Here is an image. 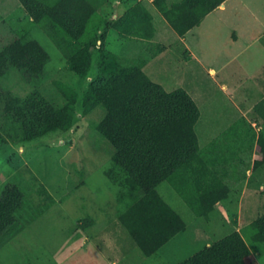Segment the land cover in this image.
Here are the masks:
<instances>
[{"label":"rangeland","instance_id":"rangeland-1","mask_svg":"<svg viewBox=\"0 0 264 264\" xmlns=\"http://www.w3.org/2000/svg\"><path fill=\"white\" fill-rule=\"evenodd\" d=\"M141 1L103 0L97 13L112 20ZM146 7L153 39L127 40L104 29L102 46L122 57L146 58L145 72L153 81L168 91H188L200 110L195 132L201 157L208 163L230 160L226 197L207 217H199L171 184L162 182L159 195L186 226L145 256L119 222L127 206L119 201L122 188L105 175L116 151L96 130L104 108L84 112L87 80L71 70L17 0H0V54L24 38L36 41L47 55L38 65L40 77L29 80L11 61L0 63V200L15 194L17 229L22 230L21 248H1L0 264H178L233 232L251 249L246 264H264V245L251 237L253 223L264 215V163L257 144L264 135V0H229L193 28L187 43L199 64L184 63L177 34L153 5ZM67 107L73 114L68 131L24 141L27 113L53 117Z\"/></svg>","mask_w":264,"mask_h":264},{"label":"trees","instance_id":"trees-1","mask_svg":"<svg viewBox=\"0 0 264 264\" xmlns=\"http://www.w3.org/2000/svg\"><path fill=\"white\" fill-rule=\"evenodd\" d=\"M17 1L31 16V22L53 39L71 70L87 80L84 112L96 106L104 108L105 116L96 130L116 151L105 175L122 188L119 201L127 206L119 214V222L145 256L155 254L186 226L157 187L168 182L196 216L207 217L227 195L230 160L208 163L201 157L195 132L200 111L188 92L182 88L166 91L144 73V59L122 57L102 46L104 29L117 32L123 39H151L155 32L152 15L142 2L108 20L97 13L103 0ZM224 1L152 3L172 29L183 36ZM46 58L36 41L20 38L0 54V63L11 61L29 80L40 77L38 65ZM92 71L95 73L91 75ZM68 109L53 117L27 113L29 122L22 126L24 141H37L48 132L68 131L73 119L72 109ZM257 144L263 155L260 162L264 163L263 134ZM3 146L0 143V149ZM5 194L7 197L0 200V245L5 242L4 236L17 227V199L15 194ZM253 226L252 241L264 245V215ZM250 253L242 235L233 232L178 264H246Z\"/></svg>","mask_w":264,"mask_h":264},{"label":"crops","instance_id":"crops-1","mask_svg":"<svg viewBox=\"0 0 264 264\" xmlns=\"http://www.w3.org/2000/svg\"><path fill=\"white\" fill-rule=\"evenodd\" d=\"M143 1V0H142ZM141 1V2H142ZM149 3H147V5L148 4H151V5H153V0H149L148 1ZM229 2V0H225L222 4H220V6H218L216 9H214L212 12H210L209 14H211V13H213L214 11H216V10H221V9H224L225 8V6H226V4ZM144 5H145V0L142 2ZM147 5H145V6H147ZM154 6V5H153ZM155 7V6H154ZM147 8V7H146ZM156 8V7H155ZM157 10V9H156ZM149 11V10H148ZM158 11V10H157ZM150 12V11H149ZM159 12V11H158ZM160 13V12H159ZM150 14H151V12H150ZM208 14V15H209ZM152 15V14H151ZM208 15H206L205 17H207ZM204 17V18H205ZM164 18V17H163ZM152 23H153V17H152ZM168 23V22H167ZM169 24V23H168ZM153 26H154V24H153ZM199 26V25H198ZM198 26H196V27H198ZM171 27V26H170ZM172 28V27H171ZM195 28V27H194ZM154 29H155V27H154ZM173 30V29H172ZM192 30H193V28L192 29H190L186 34H184L183 36H179L174 30V32L177 34V39L179 40V42H181L182 43V45L184 46V48H185V51H184V53H183V61H184V63H187V62H191V61H195V62H197L198 64H199V62L201 61L200 60V58L197 56V54L193 51V49L191 48V46L187 43V38H188V36H189V34L192 32ZM156 32V31H155ZM155 32H154V34H155ZM153 37H154V35H153ZM153 37L151 38V39H153ZM233 38L235 39L236 37H235V35H233ZM151 39H139V38H128L127 40H151ZM138 44H140V42L138 43ZM139 46V45H138ZM143 46V45H142ZM163 48H167L166 46H162ZM133 58H135V57H133ZM138 58H141V57H138ZM141 59H144L146 62H145V64H144V67H143V71H144V73L148 76V74L145 72V69H146V67L148 66V61H147V59L146 58H141ZM214 69L212 68V69H210V73L212 74V73H214ZM149 77V76H148ZM150 78V77H149ZM151 79V78H150ZM152 80V79H151ZM153 81V80H152ZM154 82H156V81H154ZM156 83H158V82H156ZM158 84H160L162 87H163V85L161 84V83H158ZM164 88V87H163ZM165 89V88H164ZM178 89V88H177ZM183 89V88H182ZM166 90V89H165ZM173 90H175V89H173ZM185 90V89H184ZM166 91H168V90H166ZM172 91V90H171ZM186 91V90H185ZM186 92H188V91H186ZM189 94V93H188ZM190 95V94H189ZM191 96V95H190ZM192 97V96H191ZM194 100V99H193ZM198 106V105H197ZM199 108V107H198ZM200 111V110H199ZM199 144H200V142H199ZM200 147V146H199ZM218 202H217V206H218ZM16 214V213H15ZM16 217L14 218V222H15V224H16V222H17V214L15 215ZM15 224H14V227H16L15 226ZM10 233H7V235H5L4 236V240H5V242H3L1 245H0V249L1 248H4V246H8V245H10V244H13V245H15L17 248H21V245L20 244H18L17 243V240L19 239V238H21V236H22V230L20 231V229L18 230L17 229V227L16 228H14L12 231H9ZM16 251H18L19 253L21 252V249H16ZM29 252H32L31 250H29L27 253H29ZM26 253V254H27Z\"/></svg>","mask_w":264,"mask_h":264}]
</instances>
